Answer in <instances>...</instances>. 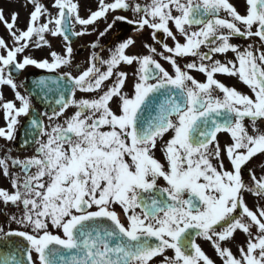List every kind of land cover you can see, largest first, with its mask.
Segmentation results:
<instances>
[{"label":"snow or ice","instance_id":"snow-or-ice-1","mask_svg":"<svg viewBox=\"0 0 264 264\" xmlns=\"http://www.w3.org/2000/svg\"><path fill=\"white\" fill-rule=\"evenodd\" d=\"M26 3L24 28L0 11L11 41L0 37V88L14 94L0 91V138L14 144L22 130L20 147L34 150L0 157L10 184L0 188V264H215L203 244L221 264H264V164L243 178L264 155V0H245L243 14L230 0H96L86 16L80 0ZM117 22L149 31L147 54L131 37L99 54ZM94 32L82 69L72 38ZM48 37L62 38L63 52ZM45 48L48 58L25 54ZM124 66L134 69L130 91ZM29 67L55 75L22 82L21 94L16 79Z\"/></svg>","mask_w":264,"mask_h":264},{"label":"rangeland","instance_id":"rangeland-1","mask_svg":"<svg viewBox=\"0 0 264 264\" xmlns=\"http://www.w3.org/2000/svg\"><path fill=\"white\" fill-rule=\"evenodd\" d=\"M92 1H95L96 2V0H80V2H81V13L80 14L82 16H86L88 14L87 11H86L88 8H91L92 10H94V5H90V3ZM42 3H44V4L47 5V4L50 3V0H42ZM233 3L235 5H237V6H239V10H244L245 11V7H246L245 0H233ZM0 11H2L3 12V15L6 18H9V19H10V16H11V14L13 12L18 13L19 14L18 15V26L20 28H24V26L27 23L26 19L28 20V18H29V13L31 11V6H28L27 5L26 0H0ZM27 16H28V18H27ZM0 37H3L9 44H11V41L9 39L7 30H6V28L4 27V25L2 23H0ZM110 38H112V36H110ZM48 39L51 42V48H52V50H55L58 53L63 52V50L60 47H58V45H57L58 44V40L57 39H53L51 37H48ZM84 39L87 41L88 40V36L83 37V39L81 40V45L80 46L83 45V40ZM77 50H79V46H76V47L73 48V64L74 65H79V64H82L83 62L86 63L87 59L89 58V55L88 54H85L83 56H76V54H78ZM47 52H48V49L47 48L42 49V50L33 49L31 52H26L25 54L26 55H32L36 59H44V58H48L47 57ZM31 68L32 67H29L24 72V74H26L29 71H31L32 70ZM231 82L233 84H235V85L238 84V80L235 79V78H231ZM241 88H243V87L241 86ZM18 91H20L21 94H24L23 91L19 90V88H18ZM2 94H3L4 100H6V101L7 100H13L14 99L13 92L11 93V92L7 91L6 89H3L2 90ZM79 95L80 94L78 93L77 96H79ZM69 111H71V110H69ZM245 123L247 124L248 122L246 121ZM260 127H261L262 130H264V121L260 122ZM222 141H223V138H222ZM9 148L12 149V146L11 145H6L5 142L2 140V142L0 143V151L2 153V157L5 154V151L7 149H9ZM11 155L14 157L13 154H11ZM262 159H264V155H261V156H258L256 158H254L253 161H251L247 165L246 170L244 171L245 172V175H244V179L245 180H248L249 179V177L247 175L248 169H255L257 175L260 174V167L259 166L261 164H264V160H262ZM225 164L227 165V161L225 162ZM0 188L5 189L1 185H0ZM2 221H3V218L1 217L0 218V224H1ZM236 240H237V244L239 245V244H241V243H243L245 241V237L243 236V234H237ZM202 246H203V249L206 252V254L211 259L214 260L215 264H221V261L215 255L214 250L211 249V247L209 245L203 244ZM231 250H232V252L234 254H237L238 255V253H237V247L234 246V247H232Z\"/></svg>","mask_w":264,"mask_h":264},{"label":"flooded vegetation","instance_id":"flooded-vegetation-1","mask_svg":"<svg viewBox=\"0 0 264 264\" xmlns=\"http://www.w3.org/2000/svg\"><path fill=\"white\" fill-rule=\"evenodd\" d=\"M117 14L123 15V14H127V13L119 12ZM128 16H129V18H131L129 13H128ZM132 31H133L132 30V26L124 24L122 22H117V26L114 27L113 30H111L110 34H108L104 38L100 39L99 43L101 45H103V49L104 50L100 51L99 54L101 56H103V57H107L108 49L111 48L115 43H117V38H120V39L128 38L130 36V32H132ZM110 36H112V38H110ZM133 39H135V38H133ZM135 40L137 42L136 43V47L132 51L135 52V53H139V54H147L146 53V49L143 48V44L144 43L154 44V42L152 41L150 33H149L148 30H145L143 32V34L138 36V38L135 39ZM232 42L240 45L241 47L246 46L249 43L248 40H243V39H239V38H235ZM154 46L157 47L158 50H160V45L159 44H155ZM255 46L259 47L258 40H257ZM227 56H228L229 59H233L232 53H228ZM217 58H220V59L223 60V57H217ZM156 59L159 61L160 57H156ZM184 62H185L184 60H181L180 61L181 65H183ZM79 66L83 69V68H85L87 66V64L85 62H83L82 64H79ZM122 70L128 72L129 78H128V81H127V85H126L125 91H130L131 87L133 85V82H134V79H133V76H132V72H133L134 69L131 68V67H128V66H124ZM169 71L171 72V69H169ZM239 86H240V84H238V86H234V87H236L242 93H247L248 92V91H242ZM114 106L115 105H113V107ZM43 122L45 124L48 123V121L46 119L45 120L43 119ZM165 139H167V137H165ZM156 158L160 159L162 161V154L159 151L156 152ZM262 160H264V159H262ZM226 167H227V165H226ZM246 199H247L248 203H251L250 195L246 196Z\"/></svg>","mask_w":264,"mask_h":264},{"label":"water","instance_id":"water-1","mask_svg":"<svg viewBox=\"0 0 264 264\" xmlns=\"http://www.w3.org/2000/svg\"><path fill=\"white\" fill-rule=\"evenodd\" d=\"M39 101V100H38ZM40 102V101H39Z\"/></svg>","mask_w":264,"mask_h":264}]
</instances>
